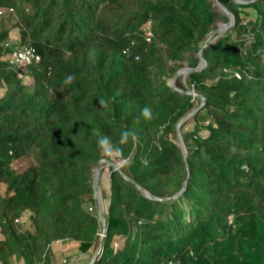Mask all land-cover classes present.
Wrapping results in <instances>:
<instances>
[{
    "label": "trees",
    "instance_id": "16d2710c",
    "mask_svg": "<svg viewBox=\"0 0 264 264\" xmlns=\"http://www.w3.org/2000/svg\"><path fill=\"white\" fill-rule=\"evenodd\" d=\"M239 1L218 0L216 38L211 0H0V264H61L56 242L90 264H264V0ZM22 46L40 61L19 75L2 56ZM125 129L103 213L94 171L121 161L96 141Z\"/></svg>",
    "mask_w": 264,
    "mask_h": 264
},
{
    "label": "rangeland",
    "instance_id": "374dc122",
    "mask_svg": "<svg viewBox=\"0 0 264 264\" xmlns=\"http://www.w3.org/2000/svg\"><path fill=\"white\" fill-rule=\"evenodd\" d=\"M211 1H214V0H211ZM215 2V1H214ZM5 20V23L8 24V26H12V23H14L16 20L14 19V17H10L9 16V13L6 14L3 18ZM226 24L224 23H219L217 25V30L215 31V33H219V29L223 26H225ZM10 36H11V39L13 41H18L20 39V35H19V31L15 28H13L11 30V33H10ZM186 69H190L189 65L187 62H185L183 64V68L181 70L178 71V73L173 76L170 80H169V83L171 86H174L176 87V83L179 79H182L183 81H186V77L188 75L189 72L185 73L183 72L184 70ZM26 81L28 83H31L32 82V79L31 78H28L26 77ZM177 88V87H176ZM4 94V90L3 89H0V97ZM194 96H196L195 94H193ZM192 127V125H189L188 128L190 129ZM102 164L100 165V169H99V172L97 173L96 172V169L94 171V184H95V189H96V198H97V201H98V205L100 207V211L104 213V211H106V203L103 202V199L100 198L103 197V190L104 189H108L109 187V178H110V173H111V167H118L119 165H121L122 163H113L111 161H107V160H102ZM35 163V158L30 156V157H27V158H24L22 160H19L17 161L16 163H14V168L17 169V170H24L26 168H28L29 166L33 165ZM60 248V244L59 242H56L53 244V252L54 254L56 255L57 254V251L58 249ZM63 253H61L62 255ZM66 255H63V257L61 256L59 258L60 260V263L62 264V259H66L67 260V264H76V260H78L77 257H79L80 253L78 251V248L77 246L73 247H70V250L67 251V253H65ZM85 264H90V259H88L87 263Z\"/></svg>",
    "mask_w": 264,
    "mask_h": 264
},
{
    "label": "clouds",
    "instance_id": "9594fccd",
    "mask_svg": "<svg viewBox=\"0 0 264 264\" xmlns=\"http://www.w3.org/2000/svg\"><path fill=\"white\" fill-rule=\"evenodd\" d=\"M95 50L90 51L89 57L90 59L95 60V55H94ZM76 80V76L74 74H68L65 76L63 83L65 85H70ZM230 96H234L235 92H230ZM100 104L102 106H107V102L105 100H101ZM141 116L145 120H151L153 119V112L152 109L148 106H145L141 109ZM139 136L137 133L134 131L125 129L119 137L118 144H113L112 140L108 136H99L96 143L98 148L100 149L102 155L106 158L110 159H119L122 163V165H129L132 161L130 157H124L123 156V151L118 145H126L130 141L133 144H138L139 143Z\"/></svg>",
    "mask_w": 264,
    "mask_h": 264
},
{
    "label": "built area",
    "instance_id": "2783aa9c",
    "mask_svg": "<svg viewBox=\"0 0 264 264\" xmlns=\"http://www.w3.org/2000/svg\"><path fill=\"white\" fill-rule=\"evenodd\" d=\"M7 14L6 9H0V20ZM6 48L10 47V43H7ZM2 60L9 62L13 68L18 71L19 75H23L27 72V68L40 61V56L31 47H20L8 52L2 56ZM105 229L103 230L102 237H106ZM65 263V261H63Z\"/></svg>",
    "mask_w": 264,
    "mask_h": 264
},
{
    "label": "water",
    "instance_id": "95a60500",
    "mask_svg": "<svg viewBox=\"0 0 264 264\" xmlns=\"http://www.w3.org/2000/svg\"><path fill=\"white\" fill-rule=\"evenodd\" d=\"M215 1V3H217V5H219V7H220V9L222 10V11H224L225 13H227V15L229 16V18H230V22L228 23V24H226L225 25V29L223 30V31H219V35L216 37V38H218V37H220L226 30H228L229 28H231L233 25H234V17L227 11V9L223 6V5H221V4H219L218 3V0H214ZM237 3H239V4H244V3H242L241 1H239V0H235ZM202 51L199 53V58L201 59V62H200V64H199V68L198 69H196V70H194V71H197V70H202L203 68H205L206 67V62L204 61V59L202 58ZM190 71H192L191 69H186V70H184L183 72H185V73H187V72H190ZM202 107V106H201ZM200 107V108H201ZM199 108V109H200ZM199 109H197L196 111H194V113H192L191 115H189L187 118H185L183 121H181V123H180V125L178 126V137H179V142L181 143V145H182V148H183V150L186 152V150H185V147H184V144H183V139H182V135H181V131H180V128H181V126H182V124H184L185 123V121L186 120H188L193 114H195ZM102 162L103 161H100L99 163H98V165H97V169H96V172L98 173L99 172V169H100V165L102 164ZM116 168V170H119V167H115ZM100 198H102L101 196H100ZM104 220V219H103ZM94 263V261L91 263V264H93Z\"/></svg>",
    "mask_w": 264,
    "mask_h": 264
},
{
    "label": "crops",
    "instance_id": "0c3cea01",
    "mask_svg": "<svg viewBox=\"0 0 264 264\" xmlns=\"http://www.w3.org/2000/svg\"><path fill=\"white\" fill-rule=\"evenodd\" d=\"M59 244H60V248L57 251L56 258L60 262L59 258L61 256L63 257V255H66L65 253H67V251L70 250V247H72V245H73V247H75L76 245H74V244L65 245L64 243H61V242H59ZM61 253H63V254L61 255ZM89 256L90 255H86V254H81L80 253L79 257H77L78 260H76V261H78V262H76V264H85V263H87V261L89 259ZM63 261H65V263H62V264H67V260L66 259H64V260L62 259V262Z\"/></svg>",
    "mask_w": 264,
    "mask_h": 264
},
{
    "label": "bare ground",
    "instance_id": "6f19581e",
    "mask_svg": "<svg viewBox=\"0 0 264 264\" xmlns=\"http://www.w3.org/2000/svg\"><path fill=\"white\" fill-rule=\"evenodd\" d=\"M224 29H225V26L221 27V28L219 29V31L221 32V31H223Z\"/></svg>",
    "mask_w": 264,
    "mask_h": 264
}]
</instances>
